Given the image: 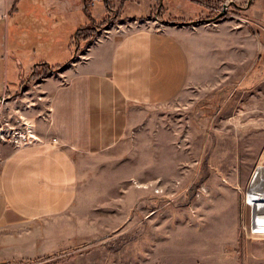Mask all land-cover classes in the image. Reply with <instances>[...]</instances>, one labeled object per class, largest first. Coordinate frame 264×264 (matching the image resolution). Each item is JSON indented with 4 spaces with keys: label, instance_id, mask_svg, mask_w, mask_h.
Masks as SVG:
<instances>
[{
    "label": "rangeland",
    "instance_id": "1",
    "mask_svg": "<svg viewBox=\"0 0 264 264\" xmlns=\"http://www.w3.org/2000/svg\"><path fill=\"white\" fill-rule=\"evenodd\" d=\"M127 1L128 7L143 9L141 20L159 15L197 26L228 2L222 19L240 21L260 37L257 42H264V0ZM125 3L110 2V14L105 1L88 11L82 6L81 21L89 27L81 29V37L94 40L123 28L130 17L124 15ZM72 9L64 10L65 20L73 19ZM33 45L27 74L37 63L53 65L72 56L63 44L44 50L39 42ZM86 49L87 43L79 46L72 60ZM262 64L258 61L248 77L241 74L240 82L192 76L172 102L136 109L116 148L81 156L80 192L72 213L80 222L81 236L63 244L66 252L36 262L264 264V235L251 231L253 208L245 201L264 157V68L259 79L248 82ZM3 71L1 59L0 85ZM44 77L34 74L18 94L0 90V157L25 143L24 135L36 136L26 144L43 140L40 122L46 119L51 99Z\"/></svg>",
    "mask_w": 264,
    "mask_h": 264
},
{
    "label": "crops",
    "instance_id": "2",
    "mask_svg": "<svg viewBox=\"0 0 264 264\" xmlns=\"http://www.w3.org/2000/svg\"><path fill=\"white\" fill-rule=\"evenodd\" d=\"M98 1L106 2L110 14L114 0H0V90L21 93L43 64L62 68L70 61L44 77L51 99L40 122L43 140L0 157V264L54 257L66 252L65 242L80 238V222L72 214L80 192V157L116 148L136 109L172 102L192 76L240 82L241 74L252 75L258 61L264 62V42L240 21L221 18L197 26L141 20L143 9L128 7L127 0L124 15L130 17L123 28L87 43L73 61L87 40L80 31L89 27L81 21V7L88 11ZM73 5L77 9L69 8ZM66 8L76 12L70 21L63 16ZM35 42L43 50L66 45L72 56L53 65L37 63L27 74ZM263 68L248 82L259 79Z\"/></svg>",
    "mask_w": 264,
    "mask_h": 264
},
{
    "label": "bare ground",
    "instance_id": "3",
    "mask_svg": "<svg viewBox=\"0 0 264 264\" xmlns=\"http://www.w3.org/2000/svg\"><path fill=\"white\" fill-rule=\"evenodd\" d=\"M262 158L264 161V157ZM263 161L259 164L254 174L252 185L250 186V189H248L246 193L247 195L245 200L246 203L248 205H251L253 208L251 231L259 235H264V163ZM229 221H231V219ZM216 226L218 228V225H215V228Z\"/></svg>",
    "mask_w": 264,
    "mask_h": 264
},
{
    "label": "trees",
    "instance_id": "4",
    "mask_svg": "<svg viewBox=\"0 0 264 264\" xmlns=\"http://www.w3.org/2000/svg\"><path fill=\"white\" fill-rule=\"evenodd\" d=\"M170 21H175V22H177L178 20H170ZM183 22V21H182ZM91 36H88V37H86L87 38V40H86V43H90L92 40H90L91 38H90ZM46 68V69H48L49 68V71L48 72H46V71H44V69L43 68ZM60 67H51V66H48L47 64H43L42 66H41V69H39V70H36L35 71V75H36V77H40V76H46V75H48L49 73H51V72H54V71H56L57 69H59Z\"/></svg>",
    "mask_w": 264,
    "mask_h": 264
},
{
    "label": "water",
    "instance_id": "5",
    "mask_svg": "<svg viewBox=\"0 0 264 264\" xmlns=\"http://www.w3.org/2000/svg\"><path fill=\"white\" fill-rule=\"evenodd\" d=\"M228 7H229V3L227 2V3H225V5H224V9H223V11H221V12H219V14H217L215 17H213V18H210V20H217V19H219V18H221L222 16H224L228 11Z\"/></svg>",
    "mask_w": 264,
    "mask_h": 264
},
{
    "label": "built area",
    "instance_id": "6",
    "mask_svg": "<svg viewBox=\"0 0 264 264\" xmlns=\"http://www.w3.org/2000/svg\"><path fill=\"white\" fill-rule=\"evenodd\" d=\"M33 135L27 137L26 135H24V138L26 139L25 140V143L21 144V145H24L26 143H29V142H32L34 139H36V136L32 137ZM54 141H57V138H54ZM39 262H35L33 264H38Z\"/></svg>",
    "mask_w": 264,
    "mask_h": 264
},
{
    "label": "flooded vegetation",
    "instance_id": "7",
    "mask_svg": "<svg viewBox=\"0 0 264 264\" xmlns=\"http://www.w3.org/2000/svg\"><path fill=\"white\" fill-rule=\"evenodd\" d=\"M226 14H227V13H226ZM226 14H225V15H226ZM225 15H224V16H225ZM224 16H222V17H224ZM222 17H221V18H222ZM157 18H158V19H162L159 15H158ZM221 18H219V19H221ZM162 20H164V19H162ZM172 22H175V21H172Z\"/></svg>",
    "mask_w": 264,
    "mask_h": 264
}]
</instances>
